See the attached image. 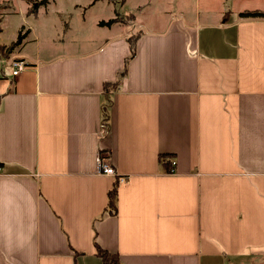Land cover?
Instances as JSON below:
<instances>
[{"label":"crops","instance_id":"obj_1","mask_svg":"<svg viewBox=\"0 0 264 264\" xmlns=\"http://www.w3.org/2000/svg\"><path fill=\"white\" fill-rule=\"evenodd\" d=\"M225 12L141 30L109 95L128 35L0 67V264H264V20Z\"/></svg>","mask_w":264,"mask_h":264},{"label":"rangeland","instance_id":"obj_2","mask_svg":"<svg viewBox=\"0 0 264 264\" xmlns=\"http://www.w3.org/2000/svg\"><path fill=\"white\" fill-rule=\"evenodd\" d=\"M0 0V59L17 54L42 60L53 53H91L113 39L143 30L163 32L173 20L192 24L210 14L215 18L225 8L222 21L233 13L263 9L264 0ZM117 19L108 26L102 22ZM226 18V19H225ZM21 44H16L19 35ZM16 59V58H15ZM0 62L7 71L9 63ZM9 70V74H10ZM11 75V74H10Z\"/></svg>","mask_w":264,"mask_h":264},{"label":"trees","instance_id":"obj_3","mask_svg":"<svg viewBox=\"0 0 264 264\" xmlns=\"http://www.w3.org/2000/svg\"><path fill=\"white\" fill-rule=\"evenodd\" d=\"M48 4L49 0H44L43 4ZM239 17L242 20H264V11L260 10H249V11H244L239 14ZM226 19V18H225ZM228 20H225V22ZM118 23V20L115 18L109 22H102V25H108L112 26L114 24ZM142 35V31H138V33L133 34L127 38V44L129 47V58L126 59L125 61V66L124 68L117 74V78L115 82L107 83L105 84V93L108 95L113 92L112 87H117L121 79L125 77L127 70H128V65L131 59H133L137 53V43ZM23 40V35H19L18 41L16 44H21ZM103 121L108 122L109 120V113L107 110V106L103 108ZM105 125V124H104ZM106 126V125H105ZM106 128H108L106 126ZM173 156L170 154H161L160 155V160L162 165L165 167V170L167 173H172V161H173ZM120 180H117L115 184L113 185V188L109 191L108 193V206L107 210L115 214L117 212V203H118V186H119ZM96 248H97V256L101 258L104 264H123L119 257L117 255L111 254L109 251L102 249L101 247L98 246L96 243Z\"/></svg>","mask_w":264,"mask_h":264},{"label":"built area","instance_id":"obj_4","mask_svg":"<svg viewBox=\"0 0 264 264\" xmlns=\"http://www.w3.org/2000/svg\"><path fill=\"white\" fill-rule=\"evenodd\" d=\"M10 64V74L13 78L18 77L21 72L27 68V64L25 61L21 60V59H13L11 60ZM102 130H103V136H105L107 134V128L106 126L103 124L102 125ZM175 162L172 161V173L174 172V166H175ZM97 167H98V172L101 175H106V176H115L116 172L115 169L113 168V166L110 163L109 157H105L102 154H100L97 158Z\"/></svg>","mask_w":264,"mask_h":264}]
</instances>
